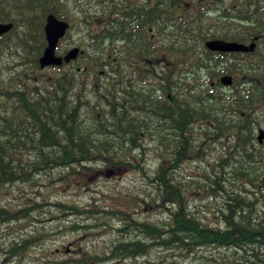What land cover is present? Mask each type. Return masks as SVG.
<instances>
[{"label":"trees","instance_id":"1","mask_svg":"<svg viewBox=\"0 0 264 264\" xmlns=\"http://www.w3.org/2000/svg\"><path fill=\"white\" fill-rule=\"evenodd\" d=\"M227 6V33L197 41L219 37L254 42L252 52H212L203 47V53L162 54L169 89L183 88L187 77L181 73L191 70L196 91L178 97L171 89V101L152 99L150 92H130L126 82L115 80L94 91L92 102L86 94L81 102L77 89L70 99L68 90L76 83L64 72L53 79L45 76L38 66L45 5L0 6V21H13L10 32L18 22L21 46L29 50L21 58L23 66H7L6 76L0 74V185H33L41 175L60 169L62 183L86 188L99 167L108 172L125 166L137 170L152 189L134 204L140 201L167 211L166 218L157 221L125 205L22 198L15 210L0 208V222L23 223L43 206H53L83 222L93 221H74L66 226L70 231L102 226L117 236L103 252L72 254L64 247L43 260L22 262L40 238L20 231L2 249L8 258L17 256L18 264H264V137L258 140V131L264 133V0H228ZM189 39L185 34L179 37L181 44ZM223 74L233 76L232 85L221 88L218 82L209 92V83ZM202 76L207 79L205 89ZM167 91L165 87L164 94ZM116 92L124 94L115 97ZM147 136L155 143L151 171L142 164ZM190 161H198L202 169L179 173ZM206 211L216 220L205 222L199 214ZM130 232L134 235L125 236ZM210 247L231 251L230 256L196 257ZM153 250L172 253L149 259ZM173 253L180 259H171Z\"/></svg>","mask_w":264,"mask_h":264},{"label":"flooded vegetation","instance_id":"2","mask_svg":"<svg viewBox=\"0 0 264 264\" xmlns=\"http://www.w3.org/2000/svg\"><path fill=\"white\" fill-rule=\"evenodd\" d=\"M227 2L228 0H0V6L45 5V14L41 18L43 31L39 38L42 43L41 53L47 45L44 32L46 17L54 15L64 24L63 34L55 45V55L63 58L68 52L75 50V56L68 61L63 60L59 66L51 65L44 69L52 71L48 75L52 79L57 72H64L69 81L76 83V87L71 85L68 90L70 99H73L75 89L77 95L82 96V102L84 94L89 100L102 84L123 80L128 84L130 92L142 89L150 92L152 99L163 100L165 97L171 101V92L176 87H172L171 91L169 85L165 84L164 73L169 72L164 68L165 56L162 54L203 53L205 40L198 42L199 37L227 33ZM19 28L20 26L18 32L9 30L2 34L0 46L4 38L12 33L16 43L21 46ZM181 34L189 36L190 41L181 44ZM31 39L35 42L37 40L35 36ZM16 54L18 60L14 64L23 66L19 52ZM149 55L156 57L152 56L150 61ZM142 75L146 76L145 80L140 79ZM181 75L187 77V82L174 93L178 97H185L188 91L194 92L198 87L191 70H183ZM216 83L217 79L209 83V92L217 88ZM201 85L205 89L207 83L202 81ZM165 87L168 93L164 94ZM123 94L116 92L115 97ZM14 199L13 196L10 200ZM19 204L20 201L17 206ZM5 205L0 203V208L4 209L7 207ZM5 245L0 247L2 254Z\"/></svg>","mask_w":264,"mask_h":264},{"label":"rangeland","instance_id":"3","mask_svg":"<svg viewBox=\"0 0 264 264\" xmlns=\"http://www.w3.org/2000/svg\"><path fill=\"white\" fill-rule=\"evenodd\" d=\"M14 32H18V22ZM13 36L12 33L5 37L3 44L0 46L1 77L6 76L8 73V70L5 69L7 66L13 67L15 65L16 68L20 67L14 64L18 60L16 52H19V59L21 60V58H26V51H29L27 48L19 46ZM74 54L75 50L71 55ZM43 73L45 76L51 75L52 71L45 70ZM200 79L201 81H205L203 76ZM197 89L198 88H196L195 91ZM92 97L89 98L90 101L93 100ZM143 143L147 145L148 150H146L144 157L142 156V164L145 165L144 167L147 171H151L153 167L152 164L156 160V152L154 151L155 143L149 136L145 137ZM137 152L138 151H133L134 155L139 158ZM202 167L203 166H201L198 161L185 162L181 166L179 173L185 175L193 174L194 171L202 169ZM60 172V169H53L48 175H41L38 183L33 185L26 183L0 185V203H5V206L12 209L17 207V203L21 201L22 198H24L23 202H36V200L41 202L42 199L45 198V201L53 202L62 200L68 203H77L79 205L96 203L101 207L107 205L122 207L125 205L128 206L129 209L136 210V215L143 216L144 218L149 217V219L157 221L163 220L167 216V211L163 207L151 209L140 201H138L137 205L134 204V201L137 202L136 200L143 196L146 198V192H152V189L148 187L147 182L144 181L140 173L133 168L121 166L118 168H110L107 172L104 168L99 167V170L95 171L96 173L94 175L89 176L88 187L77 189L73 188L71 184L62 183V178H58ZM126 192L133 194L135 197L126 194ZM13 196L15 199L11 201L10 199H12ZM196 201L197 200L193 202L196 203ZM47 208L43 206L32 218H29L23 223L10 224L0 222V247L9 243L16 237L15 235L21 234L20 231H23L22 234L24 235L33 234L38 236L40 238L39 244L37 243L29 248L25 254V259H21L22 262H27L34 258L43 260L46 258L47 254L53 255L54 251L57 249L58 252L56 253H60L64 247L68 249V253L72 254L83 252L84 250H88L92 253L94 251L103 252L108 247L107 245L117 236L115 230L101 228L102 226H99V228L94 226L87 230L80 229L79 231H70L66 226L74 221L80 223H93V221L86 220L83 222L82 220L84 219L78 218L73 214L60 213L55 210L53 206ZM199 216L205 222L216 220V218L208 214L207 211L199 214ZM20 228L23 229L20 230ZM130 235H134V233L130 232L125 236ZM230 252L231 251H227L226 249L210 247L206 250H199L196 257H198V254L200 255L203 253L219 258V255L225 253L230 256ZM170 253L172 252L153 250L148 258L154 260H159L163 256L168 258ZM170 258L180 259L179 256L174 253ZM5 259L6 256L0 251V264H18L17 256ZM130 262L131 261L124 264H130ZM119 264H123V262L120 261Z\"/></svg>","mask_w":264,"mask_h":264},{"label":"water","instance_id":"4","mask_svg":"<svg viewBox=\"0 0 264 264\" xmlns=\"http://www.w3.org/2000/svg\"><path fill=\"white\" fill-rule=\"evenodd\" d=\"M50 17L52 20L50 19ZM58 23L61 25L57 26ZM11 27H12L11 23H0V35L7 32ZM63 30H64V24L61 21L57 20L54 15H48L46 17L44 31L47 40V45L44 48V51L41 54V56L38 58L40 68H44L49 65H60L63 62V60L68 61L70 58L75 56V54L71 55L72 52L69 53L68 55H65L63 58L55 55V45L58 38L62 36ZM205 46L210 50L222 51V52H232V51L252 52L255 49L254 42L245 44L241 42L226 41L222 39L207 40L205 42ZM220 82L223 85H231L232 76L223 75L220 78ZM263 137H264L263 130H259L258 140L261 142Z\"/></svg>","mask_w":264,"mask_h":264},{"label":"bare ground","instance_id":"5","mask_svg":"<svg viewBox=\"0 0 264 264\" xmlns=\"http://www.w3.org/2000/svg\"><path fill=\"white\" fill-rule=\"evenodd\" d=\"M50 19H51V17H50ZM51 20H52V19H51ZM48 24H49V23H48ZM60 25H61V24H59V23H58V25H57V26H60ZM69 53H71V51H70V52H68V54H69ZM68 54H67V55H68Z\"/></svg>","mask_w":264,"mask_h":264}]
</instances>
